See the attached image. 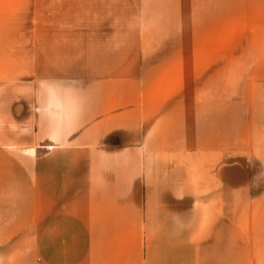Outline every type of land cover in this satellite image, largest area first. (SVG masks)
Returning <instances> with one entry per match:
<instances>
[{
	"label": "crops",
	"instance_id": "crops-1",
	"mask_svg": "<svg viewBox=\"0 0 264 264\" xmlns=\"http://www.w3.org/2000/svg\"><path fill=\"white\" fill-rule=\"evenodd\" d=\"M229 6L40 0L0 28V264H264V0Z\"/></svg>",
	"mask_w": 264,
	"mask_h": 264
},
{
	"label": "rangeland",
	"instance_id": "rangeland-1",
	"mask_svg": "<svg viewBox=\"0 0 264 264\" xmlns=\"http://www.w3.org/2000/svg\"><path fill=\"white\" fill-rule=\"evenodd\" d=\"M231 2V1H230ZM231 7V8H230ZM40 10V0H0V28L8 27V24L14 25V27L20 29L25 27L26 19H30V17H33V21L39 22V16L36 15V12ZM232 14V6H229L227 8V0H226V27L232 26L230 25L231 21L229 20V17H231ZM9 18H12L13 20L10 21ZM232 41H228L226 39V43H231ZM226 56H232L231 52H226ZM247 53H240V59H242V63L239 67L240 75H241V83L239 84L238 89L241 92L242 97V107L245 108V102H247V67L243 64V58H246ZM230 60V58H227ZM226 59V60H227ZM233 63H230L229 65L226 64V69L230 70L231 74L227 75L226 70V76L230 80V76L233 74L234 68ZM179 72H182L183 75V69H179ZM150 74H152V69H150ZM233 86L231 83H226V91H233ZM243 128V126H242ZM244 138V133L242 132V139ZM257 168V167H256ZM258 170V168H257Z\"/></svg>",
	"mask_w": 264,
	"mask_h": 264
}]
</instances>
